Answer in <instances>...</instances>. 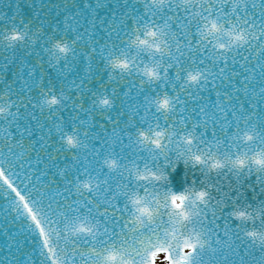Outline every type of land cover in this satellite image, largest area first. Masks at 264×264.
<instances>
[{"label": "snow or ice", "instance_id": "1", "mask_svg": "<svg viewBox=\"0 0 264 264\" xmlns=\"http://www.w3.org/2000/svg\"><path fill=\"white\" fill-rule=\"evenodd\" d=\"M24 3L0 0V264H264V0Z\"/></svg>", "mask_w": 264, "mask_h": 264}, {"label": "water", "instance_id": "2", "mask_svg": "<svg viewBox=\"0 0 264 264\" xmlns=\"http://www.w3.org/2000/svg\"><path fill=\"white\" fill-rule=\"evenodd\" d=\"M45 2H47V0H45ZM21 6L23 8L25 17L26 18L30 17L31 9L27 7L26 3H24V0H21ZM5 10L8 11L9 14H11L12 12L11 8H8ZM103 76H106V74H101V78H103ZM7 77L8 79L12 78V70H10L7 73ZM97 83L98 81H93L92 86L95 87ZM41 167H43V165H41ZM167 171H168L169 178L171 181V186L177 192L182 191L187 184L191 183V180L193 179V177L197 181H199L200 179L199 171L197 169H193L191 166L186 167L183 161H180L176 165L175 170H172V168L169 167ZM252 179L254 180L255 177H253ZM249 182H252V181H249ZM253 195L254 194L251 192V190H249L248 191L249 200L252 199ZM261 198H264V196H262ZM10 220H11V217H8L7 215L0 217V223H3L5 225V228L8 229L9 231L15 232V225L11 224ZM4 244H5V239L3 235H0V246H4ZM13 252H15V248H13ZM6 254H7V248L4 247V251L3 253H0V256L6 255Z\"/></svg>", "mask_w": 264, "mask_h": 264}, {"label": "clouds", "instance_id": "3", "mask_svg": "<svg viewBox=\"0 0 264 264\" xmlns=\"http://www.w3.org/2000/svg\"><path fill=\"white\" fill-rule=\"evenodd\" d=\"M162 139V138H161ZM178 202H179V198H178Z\"/></svg>", "mask_w": 264, "mask_h": 264}]
</instances>
